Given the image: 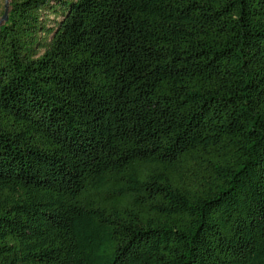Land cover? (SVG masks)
Here are the masks:
<instances>
[{"label":"trees","instance_id":"1","mask_svg":"<svg viewBox=\"0 0 264 264\" xmlns=\"http://www.w3.org/2000/svg\"><path fill=\"white\" fill-rule=\"evenodd\" d=\"M0 264H264V0H9Z\"/></svg>","mask_w":264,"mask_h":264},{"label":"rangeland","instance_id":"2","mask_svg":"<svg viewBox=\"0 0 264 264\" xmlns=\"http://www.w3.org/2000/svg\"><path fill=\"white\" fill-rule=\"evenodd\" d=\"M8 2H9V0H8ZM4 8H5V0H0V19L4 13ZM54 18H56L55 15H53V14L49 15L50 25H52ZM57 20H60V17H58Z\"/></svg>","mask_w":264,"mask_h":264},{"label":"water","instance_id":"3","mask_svg":"<svg viewBox=\"0 0 264 264\" xmlns=\"http://www.w3.org/2000/svg\"><path fill=\"white\" fill-rule=\"evenodd\" d=\"M7 14H8V0H5V8H4V13L0 19V26L7 21Z\"/></svg>","mask_w":264,"mask_h":264}]
</instances>
